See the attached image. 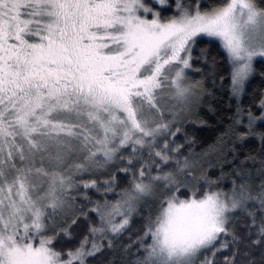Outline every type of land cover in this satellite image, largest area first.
I'll use <instances>...</instances> for the list:
<instances>
[{
	"label": "snow or ice",
	"instance_id": "1",
	"mask_svg": "<svg viewBox=\"0 0 264 264\" xmlns=\"http://www.w3.org/2000/svg\"><path fill=\"white\" fill-rule=\"evenodd\" d=\"M257 58L264 0H0V264H264Z\"/></svg>",
	"mask_w": 264,
	"mask_h": 264
},
{
	"label": "trees",
	"instance_id": "2",
	"mask_svg": "<svg viewBox=\"0 0 264 264\" xmlns=\"http://www.w3.org/2000/svg\"><path fill=\"white\" fill-rule=\"evenodd\" d=\"M171 3L172 0H169ZM204 45H201L203 47ZM212 55L216 57V60L221 65V68L217 71V78L223 76L225 78V87L220 91H215V96L213 98H209L201 105L200 116L202 119L207 121V126L199 125L192 128H187L186 130L198 140H206L207 142H212L216 135L219 134V131L223 129L218 124V119L222 120L224 124H227L229 121L225 119L227 116H231L232 112L227 111L229 106L232 107L234 111V107L236 104L235 100L229 99V93L227 90V82H228V70L224 68L223 65V52L218 50L215 46L212 48ZM254 66L256 72L250 78L249 83L246 86V94L242 97L241 103L243 106L247 107L252 105L253 111H257V108L254 105L259 103V99L261 94L264 93V60L257 59L254 62ZM194 67H203V65H194ZM191 75V73H190ZM199 75H195L194 79H199ZM217 84L219 85V80L217 79ZM208 87L211 88V83L208 84ZM211 105L213 108L217 109L216 112H209L208 106ZM181 139L182 138H178ZM260 148V144L256 140H251L248 143H245L243 146L238 145L237 150L241 153L240 158L243 159L244 155L249 153H254L258 151ZM224 172L229 173L231 169L227 166L224 167ZM209 175L214 179L220 175V169H209ZM222 187H230L228 179L226 178ZM98 198V197H96ZM114 197H109V199H113ZM138 227V222L133 224V228ZM105 257H98L100 264H103Z\"/></svg>",
	"mask_w": 264,
	"mask_h": 264
},
{
	"label": "rangeland",
	"instance_id": "3",
	"mask_svg": "<svg viewBox=\"0 0 264 264\" xmlns=\"http://www.w3.org/2000/svg\"><path fill=\"white\" fill-rule=\"evenodd\" d=\"M257 59H261V58H257ZM257 59H256V60H257ZM263 60H264V59H263Z\"/></svg>",
	"mask_w": 264,
	"mask_h": 264
}]
</instances>
